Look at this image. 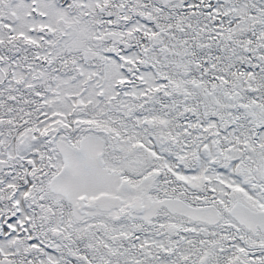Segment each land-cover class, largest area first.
<instances>
[{"label": "rangeland", "instance_id": "374dc122", "mask_svg": "<svg viewBox=\"0 0 264 264\" xmlns=\"http://www.w3.org/2000/svg\"><path fill=\"white\" fill-rule=\"evenodd\" d=\"M144 263L264 264V0H0V264Z\"/></svg>", "mask_w": 264, "mask_h": 264}, {"label": "water", "instance_id": "95a60500", "mask_svg": "<svg viewBox=\"0 0 264 264\" xmlns=\"http://www.w3.org/2000/svg\"><path fill=\"white\" fill-rule=\"evenodd\" d=\"M124 186L126 187V185H124ZM131 208L133 209L132 206H129V207H128V210H130ZM134 209H136V210H138V211L141 212V211H142V205H141V204H138L137 206L134 207ZM119 213H120L119 216H123V213H122L121 211H119Z\"/></svg>", "mask_w": 264, "mask_h": 264}, {"label": "trees", "instance_id": "16d2710c", "mask_svg": "<svg viewBox=\"0 0 264 264\" xmlns=\"http://www.w3.org/2000/svg\"><path fill=\"white\" fill-rule=\"evenodd\" d=\"M97 249L100 250V251H104V248L103 247H100L99 245H96ZM145 264V263H144Z\"/></svg>", "mask_w": 264, "mask_h": 264}, {"label": "flooded vegetation", "instance_id": "af4514ba", "mask_svg": "<svg viewBox=\"0 0 264 264\" xmlns=\"http://www.w3.org/2000/svg\"><path fill=\"white\" fill-rule=\"evenodd\" d=\"M120 83H121V82H119L118 84L120 85ZM121 86H122V84H121ZM121 86H120V87H121ZM98 95H100V96L102 97V96H103V93H102V92H99Z\"/></svg>", "mask_w": 264, "mask_h": 264}]
</instances>
